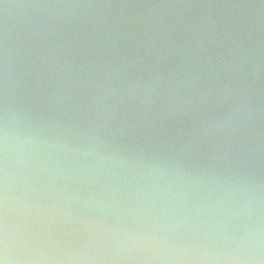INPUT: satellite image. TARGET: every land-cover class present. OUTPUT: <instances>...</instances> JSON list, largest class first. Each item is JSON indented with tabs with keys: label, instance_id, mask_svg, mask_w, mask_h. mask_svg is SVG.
Listing matches in <instances>:
<instances>
[{
	"label": "water",
	"instance_id": "1",
	"mask_svg": "<svg viewBox=\"0 0 264 264\" xmlns=\"http://www.w3.org/2000/svg\"><path fill=\"white\" fill-rule=\"evenodd\" d=\"M0 264H264V0H0Z\"/></svg>",
	"mask_w": 264,
	"mask_h": 264
}]
</instances>
